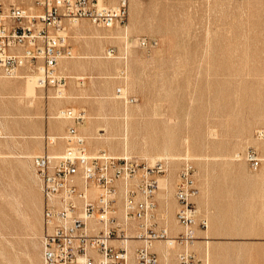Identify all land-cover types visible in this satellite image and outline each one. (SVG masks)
I'll use <instances>...</instances> for the list:
<instances>
[{
  "label": "rangeland",
  "instance_id": "obj_1",
  "mask_svg": "<svg viewBox=\"0 0 264 264\" xmlns=\"http://www.w3.org/2000/svg\"><path fill=\"white\" fill-rule=\"evenodd\" d=\"M100 2L115 8L121 0ZM0 3L35 8V0ZM125 5L121 23L80 19L86 28L81 32L65 23L71 53L57 70L65 77L61 91L76 93V99L57 103L56 88L37 87L34 77L33 83L23 72L9 76L0 68V79L13 81L0 83L6 94L0 97V264H44V201L32 157L48 152L49 135L63 136L69 126L85 136L90 154L167 165L158 177L156 219L159 227L166 221L179 226L173 235L183 231L175 219L176 175L190 159L198 188L193 200L198 217L207 221L206 229L194 227L196 238L188 244L195 264H264V0ZM108 29L112 38L91 33ZM63 63L69 68L62 69ZM29 81L33 91L19 99L16 93ZM60 109L81 118H55ZM55 120L64 123L52 128ZM87 136L111 137L113 144L126 138L128 144L92 150ZM55 142L63 151L65 141ZM247 149L260 158L256 169L243 157ZM156 242L164 262L178 264L184 246L167 249Z\"/></svg>",
  "mask_w": 264,
  "mask_h": 264
},
{
  "label": "built area",
  "instance_id": "obj_2",
  "mask_svg": "<svg viewBox=\"0 0 264 264\" xmlns=\"http://www.w3.org/2000/svg\"><path fill=\"white\" fill-rule=\"evenodd\" d=\"M125 2L108 8L98 0H35L34 10L4 8L0 3V68L9 76L23 72L21 76L34 77L37 87L61 90L65 77L58 73V63L71 53L65 23L80 19L103 26L121 23L127 16ZM67 114L81 118L71 110ZM61 138L66 144L63 151L32 157L44 201V264H158L155 241L184 246L177 254L178 264H195L188 244L196 238L194 227L206 229L207 221L198 217L193 200L198 188L190 159L176 175L175 219L183 231L173 235L156 219L158 177L166 164H141L105 151L90 154L74 126ZM243 157L251 168L259 166L255 150L247 149ZM91 188L96 189L94 196ZM132 226L138 231L136 246L128 242Z\"/></svg>",
  "mask_w": 264,
  "mask_h": 264
},
{
  "label": "bare ground",
  "instance_id": "obj_3",
  "mask_svg": "<svg viewBox=\"0 0 264 264\" xmlns=\"http://www.w3.org/2000/svg\"><path fill=\"white\" fill-rule=\"evenodd\" d=\"M98 3H101L100 2V0H98ZM76 24V25H75ZM79 24H80V21L79 20H75V21H72L71 22V26L72 27H75L76 28V32H81V31H84V30H86V28L85 27H83V26H79ZM65 30V29H64ZM91 33H93L97 38H100V39H102V38H112L113 37V32H110V29H108V30H105V31H101V30H92V32ZM124 38H126V36L124 37ZM131 40V39H130ZM126 43H128V41L126 40ZM96 57H93V61H96V62H98V60L97 59H95ZM87 59V58H86ZM89 61V60H88ZM98 63H101V65L103 64V65H105V63L104 62H101V61H99ZM62 69H68L69 68V64L68 63H63L62 64ZM91 68V67H90ZM2 77V76H1ZM76 78H82L81 76H75ZM2 82H13V81H11V80H8V79H0V83H2ZM23 90H24V92L22 93V92H17L16 94L18 95L17 97L19 98V99H21L22 97H23V95L25 94V95H28L29 94V90L27 89V88H23ZM58 93H56V94H58V96H57V103H59V102H61L63 99H76L77 97H78V95L76 94V93H73L72 91H68V92H62L61 90H58L57 91ZM6 94L5 93H3V92H1L0 91V97H2V98H4V96H5ZM127 100H128V98H127ZM70 109V108H69ZM73 113H75L73 110H71ZM68 110H66V109H60L58 112H57V115L56 116H54L55 118H58V117H63V118H66V119H68L69 118V116H68ZM127 114V113H126ZM71 119V118H70ZM62 123H64V121H61V120H55V121H53L52 123H51V127L52 128H60L61 127V125H62ZM64 126V125H63ZM84 126V125H83ZM50 127V126H49ZM87 129H89V127L88 126H86L85 128H84V131H86ZM212 133V132H211ZM210 133V134H211ZM83 136V135H82ZM213 136V135H212ZM215 136V135H214ZM46 137V136H45ZM61 136L60 135H49V139H50V143H51V146H49V148L47 149L48 150V153L49 154H57L58 153V150H59V148H60V145H56V142H55V139L56 138H60ZM84 138H85V136H83ZM264 137V136H263ZM87 138H88V143L90 144V146H91V148H92V150H97L98 149V147L99 146H103L104 144H107L109 147H113V145L114 144H116V143H121L122 145H123V147H125V146H127V140H126V138H124V137H122V138H124V140H122V141H116V143H112V138L111 137H103V138H92V137H88L87 136ZM103 141V142H100V141ZM120 140V139H119ZM185 140H187V138L185 139ZM111 141V143H109ZM60 142V141H59ZM147 143V142H146ZM186 143V146L188 147V143L187 142H185ZM131 145V144H130ZM46 148V147H45ZM45 148H44V150H45ZM131 148V147H130ZM167 150V149H166ZM165 151V150H164ZM168 151V150H167ZM166 152V151H165ZM187 154V153H186ZM166 154H164V156L163 157H167V156H165ZM236 155V154H235ZM185 156H187V155H185ZM144 157V156H143ZM161 157V156H160ZM154 158V157H153ZM170 158V157H169ZM166 159V158H165ZM164 186L167 188V186H166V184H164ZM166 190V189H165ZM167 191V190H166ZM90 194L92 195V196H94L95 194H96V189L95 188H91L90 189ZM165 226L168 228V230H170V232H172V233H176L178 230H179V226H177L175 223H170V222H167L166 221V223H165ZM182 229V228H181ZM183 230V229H182ZM128 235H130V239L128 240V242L133 246L134 245V243H137V241L139 242V240L138 239H136L135 237H136V235H137V233H138V231H136V229H135V227L134 226H132V228L131 229H129L128 230ZM208 239V238H207ZM155 243H159V242H156L155 241ZM164 244L166 245V248L168 249V248H171V247H173L175 244L177 245V243L176 242H174V243H172V244H168V243H166V242H164Z\"/></svg>",
  "mask_w": 264,
  "mask_h": 264
},
{
  "label": "crops",
  "instance_id": "obj_4",
  "mask_svg": "<svg viewBox=\"0 0 264 264\" xmlns=\"http://www.w3.org/2000/svg\"><path fill=\"white\" fill-rule=\"evenodd\" d=\"M33 83H34V78L33 77H30L29 78ZM31 81H29V82H27L28 84H27V86L25 87V88H27L28 90H29V94L33 91V89H32V86H31ZM35 84V83H34ZM164 184H166V186H167V183H165L164 182ZM163 184V185H164ZM166 223V222H165ZM164 223V224H165ZM138 242V241H137ZM139 243V242H138ZM137 243H134V245L133 246H135ZM161 243H154V248L156 249H158V247H160L161 245H160ZM158 264H166L165 262H164V258H163V255L162 254H160L159 252H158Z\"/></svg>",
  "mask_w": 264,
  "mask_h": 264
}]
</instances>
